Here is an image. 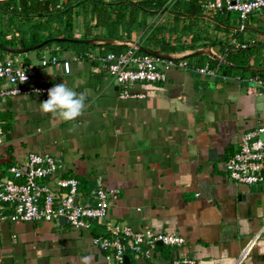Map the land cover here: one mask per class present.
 <instances>
[{
    "label": "crops",
    "instance_id": "obj_1",
    "mask_svg": "<svg viewBox=\"0 0 264 264\" xmlns=\"http://www.w3.org/2000/svg\"><path fill=\"white\" fill-rule=\"evenodd\" d=\"M64 2L57 0L49 16L14 15L11 24H7L8 14L0 11V45L22 47L20 27L27 43L23 47L30 42L29 35L42 40L48 34H61L63 23L59 25L52 12ZM72 10V38L82 39L93 17L79 7ZM214 18L205 12L193 17L182 41L189 43L192 35L201 38L195 49L208 52L183 59L214 68L216 76L170 70L165 83L134 84L130 90L142 95L136 98L119 99L112 78L98 62L86 58V53H99L97 47L85 52L52 43L36 55L67 60L68 74L32 63V53H23L21 59L19 54L11 58L12 53L0 50L6 54H0L1 60L27 71V85L52 88L64 83L87 95L83 115L70 123L39 111L48 94L6 98L0 103L1 129L6 121L17 120L36 132H52L59 152L55 159L66 165L58 176L77 181L80 204H91L98 188L116 191L107 222L135 231L175 233L184 239L175 248L157 245L149 259L127 254V264H171L174 259H189L193 264H264V184H235L224 172L240 135L264 124V88L252 82L255 76L264 77V9L249 14L242 30L234 17L222 18L224 23ZM153 22L168 24L169 17ZM33 23L43 28L30 34ZM131 36L128 41L135 42V34ZM239 50L248 57L245 66L226 61V53ZM6 86L0 82V89ZM3 133L2 129V142L7 139ZM28 154L20 164L8 162L0 169L22 165ZM47 184L53 186L52 181ZM11 212L10 206L0 204V264H80L84 255L91 257L90 264H114L91 245V238L103 233L97 223L89 231L72 230L58 220L12 222Z\"/></svg>",
    "mask_w": 264,
    "mask_h": 264
},
{
    "label": "built area",
    "instance_id": "obj_2",
    "mask_svg": "<svg viewBox=\"0 0 264 264\" xmlns=\"http://www.w3.org/2000/svg\"><path fill=\"white\" fill-rule=\"evenodd\" d=\"M203 8L236 13L239 30H242L249 14L264 9V0H207ZM85 56L98 62L112 78L119 99L141 97L130 90L134 84L165 83L170 70L193 71L209 78L216 76L215 69L207 65L197 67L186 59H158L139 53L133 47L120 53L90 52ZM38 65L41 68L58 67L64 74L70 72V63L54 55H41ZM28 80L25 69L0 59V82L7 84L0 89V103L9 97H44L48 94V86H30L26 84ZM252 82L256 87L264 88V77L255 76ZM1 137L0 123V141ZM60 169L61 165L49 155L32 153L26 156L22 165L0 169V204L11 207L8 219L12 222H41L57 221L62 217L70 229L84 231H89L91 225L97 223L103 233L93 236L91 245L103 253L105 261L114 264H122L127 254L149 259L157 245L169 248L183 245L184 239L175 233L149 229L135 231L128 225L107 222V209L116 191L98 188L93 193L92 203L82 205L76 198L77 181L58 176ZM224 172L235 184H264V124L240 135L235 152L224 163ZM47 181H52L53 186ZM171 264H193V261L174 259Z\"/></svg>",
    "mask_w": 264,
    "mask_h": 264
},
{
    "label": "trees",
    "instance_id": "obj_3",
    "mask_svg": "<svg viewBox=\"0 0 264 264\" xmlns=\"http://www.w3.org/2000/svg\"><path fill=\"white\" fill-rule=\"evenodd\" d=\"M207 0H65L60 10H55L52 15L55 21L63 23V32L57 36L46 35L40 40L34 35H29L30 41L27 46H33L47 39H61V42H52L56 45H67L72 48L85 51L92 47L99 49V54L104 52L120 53L125 50L123 46L112 45H85L79 43H68L63 40H71L72 18L75 7H79L84 15L90 14L94 23L85 27L82 39H108V40H131V34H135V42L142 48L159 53H174L195 49V43L201 38L192 35L189 43H184L182 38L187 35L193 26V17L205 12L214 15L216 20L223 22L222 18H236L238 15L227 12L224 9L212 10L203 8ZM57 0H9L0 3V11L8 14L7 24H11L14 15L30 18L31 15H50V8H55ZM232 13V14H230ZM168 15V24H157L153 22L156 18ZM185 17V18H184ZM62 18V19H61ZM184 20H187L184 22ZM29 20H24L28 23ZM224 23V22H223ZM27 27V26H26ZM43 26L33 23L28 27L30 34ZM93 29H98L99 33L92 35ZM184 35V36H183ZM20 45L27 44L23 41L25 34L20 32ZM79 39V38H78ZM25 40V39H24ZM204 40V39H203ZM50 44V43H49ZM46 44L44 46H47ZM11 45V44H9ZM202 44L200 47L206 46ZM43 46V47H44ZM40 49V48H39ZM38 50V49H37ZM84 53V52H83ZM226 61L237 65L245 66L248 57L243 50L226 53ZM189 63V62H188ZM204 66V65H202ZM200 67V66H198Z\"/></svg>",
    "mask_w": 264,
    "mask_h": 264
},
{
    "label": "rangeland",
    "instance_id": "obj_4",
    "mask_svg": "<svg viewBox=\"0 0 264 264\" xmlns=\"http://www.w3.org/2000/svg\"><path fill=\"white\" fill-rule=\"evenodd\" d=\"M21 30L23 29L20 27L19 31L23 32ZM47 46L41 47L38 50L28 52L32 53L30 56L32 63H36V65L38 64L37 62L39 58L37 59L36 55L42 48H45ZM64 46L65 45H62V47ZM28 53L24 54L27 55ZM0 54L2 56H6V54H3V52L1 51ZM24 54H19L17 57L22 59ZM9 57L15 58L16 54H12ZM2 129L4 132L3 134L7 139L3 140V142L1 141L0 143V166L5 165V163L8 162L9 164H20L23 160V157L28 153H34L38 155H43L45 153L52 157L54 160H56L55 158L59 155V152L56 151L57 138L55 139V137L51 136L52 132H48L47 130L36 132L33 130V126H27L24 124L21 125L17 120L6 121V126L2 127ZM60 158L63 159V156H61ZM61 159L60 162H63V160ZM64 166H66L64 162L61 163L62 168L60 172H65ZM85 179L87 178L85 177Z\"/></svg>",
    "mask_w": 264,
    "mask_h": 264
},
{
    "label": "clouds",
    "instance_id": "obj_5",
    "mask_svg": "<svg viewBox=\"0 0 264 264\" xmlns=\"http://www.w3.org/2000/svg\"><path fill=\"white\" fill-rule=\"evenodd\" d=\"M86 99V93H77L66 84L60 83L48 90V98L39 103V111L60 122H75L85 111ZM90 260L91 257L84 255L80 258V264H90Z\"/></svg>",
    "mask_w": 264,
    "mask_h": 264
},
{
    "label": "water",
    "instance_id": "obj_6",
    "mask_svg": "<svg viewBox=\"0 0 264 264\" xmlns=\"http://www.w3.org/2000/svg\"><path fill=\"white\" fill-rule=\"evenodd\" d=\"M61 39H47L43 40L40 43L30 46V47H19V48H11V47H5L0 45V50L12 54H23V53H28L34 50H37L41 47H43L46 44L52 43V42H61ZM68 43H79V44H85V45H112V46H123L125 48L127 47H133L136 49L137 52L146 54L158 59H163V60H173V59H183V58H190L194 57L196 55H204L208 51L206 48L204 49H195L193 51H190L188 53L186 52H174V53H159V52H154L150 51L148 49L140 47L136 42L133 41H128L126 39H121V40H108V39H71V40H63ZM213 57V56H212ZM215 58V57H213ZM76 198L73 199V204H75ZM58 222L65 223L64 218H58ZM128 258L127 256L123 257V264H127Z\"/></svg>",
    "mask_w": 264,
    "mask_h": 264
}]
</instances>
